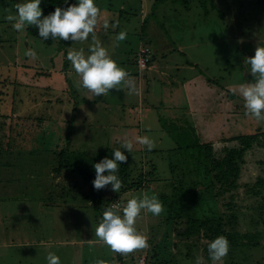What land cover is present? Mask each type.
<instances>
[{"label":"rangeland","instance_id":"374dc122","mask_svg":"<svg viewBox=\"0 0 264 264\" xmlns=\"http://www.w3.org/2000/svg\"><path fill=\"white\" fill-rule=\"evenodd\" d=\"M73 1L78 5V0ZM24 2L0 0V90L4 91L0 99V137L7 151L0 156V264H47L49 252L60 258V264H94L97 259L116 264L119 257L123 264H130L131 258L136 261L145 256L149 260L153 250L157 255L151 261L158 264H196L198 257L201 264V250L194 248L188 256L189 248L178 237L175 224L160 222L166 211L150 224L145 211L137 219L135 227L147 237L148 247L128 255L113 253L94 235L102 217L95 221L92 216L97 212L92 201L81 199L80 191L84 193L88 188L83 186L81 175L64 171L54 181L51 173L57 160L53 159V152L67 147L76 169L90 170L98 153L116 149L127 153L120 145L125 134L129 138L147 136L154 142L152 149L168 154L179 144L178 131L190 140L193 133L188 132L194 128L201 141L213 143L218 156L225 147L236 146L227 140L230 137L264 131V121L245 114L239 92V85L255 82L245 58L253 57L257 46H264V0H214L218 10L211 3L204 10L198 0L188 8L166 3L158 6L145 26L139 7L145 8L149 2L150 9L154 0H95L100 10L106 6L113 10L100 17L96 37L118 66L127 71L122 64L135 65L134 52L141 36L145 33L147 37L150 31L160 35L163 46H168L167 40L172 39L173 46L180 50L173 56V63L184 65L178 77H173V87H168L163 79L162 86L161 82L157 87L151 82L154 87H146V82L139 90L134 67L129 77L135 92L128 94L130 89L127 92L122 86L123 90L112 89L108 95L98 97L80 86V77L74 71H66L67 77L59 73L58 68L67 60L63 44L48 46L30 36L26 29L16 31L12 27L14 22L5 19L16 14V4ZM47 2L41 0V10ZM129 5L133 7L128 8ZM105 22L109 25L107 30L103 27ZM121 31L127 33L126 39L110 42ZM71 42L72 49H83L86 56L90 55L85 49L91 46V35L86 42ZM29 49L36 52L35 60L25 55ZM210 78L217 84L210 82ZM11 81L17 82L16 92V83L11 85ZM230 92L236 97L229 96ZM12 94H17V98L12 100ZM60 98L64 99L62 103L58 102ZM48 99L53 105H48ZM42 117L44 122L39 126L38 119ZM177 127L186 133L182 129L173 133ZM148 152L147 146L134 144L132 153L127 154L129 163L148 168L147 162L152 159V164L162 168L157 167L158 178L172 179L168 155ZM81 153L91 157L78 158ZM246 161L240 187L234 191L233 208L224 204L230 201L229 193L218 201L209 200L201 212L209 213V208L223 214L234 212L239 217V231H264V199L248 191L259 177H264V146L250 150ZM67 175L77 180L65 178ZM148 189L149 196L156 195L158 199L164 190L157 184ZM133 193L132 198L144 194L141 189ZM126 199L131 197L126 195ZM245 256V264H264V240ZM225 263V258L218 262Z\"/></svg>","mask_w":264,"mask_h":264},{"label":"trees","instance_id":"16d2710c","mask_svg":"<svg viewBox=\"0 0 264 264\" xmlns=\"http://www.w3.org/2000/svg\"><path fill=\"white\" fill-rule=\"evenodd\" d=\"M192 1L194 0H154L152 7L155 8H152V14H154L159 5L170 3L172 6L175 4L176 6L181 5L188 8ZM198 1L204 10L208 3H211L212 7L215 8V10H218L214 0ZM71 5H75L73 0H48L46 6L42 9L43 16L46 17L49 14L54 13L57 7L66 9ZM209 11L210 9L206 10V12ZM150 15L151 14H149L147 18L145 17L144 26L147 24L146 20ZM26 30L30 36L41 40L48 46L55 43L63 44V48L65 49V52L63 53L64 56H67L68 48L71 46L70 40H53L51 37L44 40L39 36V29L36 26H27ZM144 36L145 33L141 36L142 40L145 39ZM145 45H148V43H145L142 46ZM152 52L154 54L153 49ZM139 53L140 51L135 58L138 59ZM68 64L69 60L67 59L66 62L64 61L63 66L65 71L67 70L66 66H68ZM209 81L213 84H217V82L211 78ZM2 92L4 91L1 89L0 99L3 98L1 95ZM229 94L232 98L236 97L235 93L230 92ZM4 95L6 96V94ZM63 101L64 99L61 100V98L58 100L59 103H62ZM47 103H50V106L53 105L52 101H47ZM74 108H76V106ZM3 115H7V113H3ZM43 119V117L38 119L39 126L40 124L42 125L41 122ZM164 123L167 122L163 121V124ZM181 129L183 130V128L177 127L176 130H173V133ZM170 131L171 130H168V132ZM182 132L184 134L186 133L185 130ZM178 133L179 136L177 137V141L179 144L169 150L168 154H160L163 152L158 153L159 151H156L155 149L149 150L151 155H168L167 159L169 160L168 164L170 166V172L173 175L172 179H159L158 168H162L156 163L152 164V159L149 161L147 160L148 168H145L144 166L138 168L135 164L131 165L129 159H127L126 163L118 162L119 172L117 175L122 181V187L119 192L113 191L111 185L97 191L93 186V181L96 178L94 165L101 162L104 158L114 159V151L107 150L98 153L92 162L93 167L91 166L90 170H77L75 165L70 162L71 156L69 157L67 147L63 149L56 148L53 152V159L57 160V163L54 165V172H52L54 175L52 173L51 175L53 176L54 181L62 177L64 171L78 172L81 175L83 186L88 187L86 192L82 193L80 191L81 199L88 201L87 198H90L92 201L91 205L95 207V212H97L95 213V216L93 215L95 221H97L99 217L103 218V212L113 204H116V202L121 201L119 204H123L125 201L122 197L123 195H126L127 192L140 190L145 187L150 188V185L157 184V186L164 189L159 194V199L164 208L162 212L166 211L167 213L164 218L160 219V222L164 224H175V229L179 230L178 237L181 241H184V245L189 248H187L188 256L193 254V251H195L194 248H199L203 260L201 264H212L208 252V244L222 235L229 241V252L227 256L224 257L226 261L225 264H245L243 262L246 258L245 253L262 245L264 231L257 229L255 231H239L237 229L239 219L237 213L231 212L230 214H223L218 211V209L210 208L209 213H205L201 212V209L209 200L218 201L229 193H232L230 201L224 204L229 209L233 208L232 202L234 191L238 190L240 187L239 179L241 177L243 166L247 163L246 156L255 146H264V131L230 137L227 140L235 142L236 146L231 148L225 147L223 153L218 156L216 155L213 143L201 141L194 128L188 132L193 133L190 140L185 136H181L180 131H178ZM70 134L71 132L69 135ZM8 146H10V144H8ZM6 152L7 151H5L4 146L2 145V137H0V156H3ZM128 153L129 152L127 151L124 155L127 156ZM86 156L91 157V155L81 153L78 158H86ZM261 163L264 164V162ZM135 172H137V175H135ZM107 174L108 173L106 172L105 175ZM65 178L77 180V178L72 175H67ZM162 182L164 185L161 184ZM201 185L204 187H201ZM200 188H204V190H200ZM248 189V191L252 192L254 196H260L264 199V177H259L255 184L252 187H248ZM119 214H121V212ZM182 224L183 229L179 227ZM174 245L176 246L177 244L174 243ZM140 254H142V252L138 255ZM156 255L157 253L153 250L150 259L148 260L146 258V264H158L157 262L151 261ZM173 255H175V253H173ZM132 260L135 263V258ZM156 261L158 260L156 259Z\"/></svg>","mask_w":264,"mask_h":264},{"label":"clouds","instance_id":"9594fccd","mask_svg":"<svg viewBox=\"0 0 264 264\" xmlns=\"http://www.w3.org/2000/svg\"><path fill=\"white\" fill-rule=\"evenodd\" d=\"M41 0H26L15 5L16 14H9L5 19L12 23L13 29L23 31L25 26H36L39 36L44 40L51 37L53 40L74 41L83 43L92 37L89 48L90 55L85 56L84 50L69 48L67 59L80 77V86L88 92L98 96H106L112 89H130L128 94L136 91L132 78L128 72L117 65L109 56L106 48L101 46L96 37V30L100 23L101 10L96 6L95 0H78V5H71L66 9L57 7L54 13L44 17L40 8ZM116 25H113L115 27ZM105 30L108 23L103 24ZM127 33L119 32L118 41H124ZM26 56L35 60L36 52L29 49ZM245 64L250 66V73L255 78L254 83L239 85L240 95L244 99L246 115L257 121H264V46H257L255 55L245 58ZM134 144L147 146L148 150L154 147V142L147 136L129 138L125 134L120 141L121 148L132 153ZM128 157L120 149L114 150V159L104 158L94 165L96 178L93 181L95 190L99 191L111 185L112 190L119 192L122 181L117 175L118 162H127ZM108 173L105 175V173ZM121 206L113 204L103 212L102 221L95 228L94 235L99 242L108 246L113 253L128 255L137 250L148 247L147 237L135 227L141 212L145 211L159 216L163 211V205L155 196L147 193L142 198L129 199L122 207V215L119 214ZM208 252L212 264H218L229 252V241L224 236L217 237L208 244ZM47 264H60V258L53 252L46 257ZM94 264H108L103 259H97ZM200 264V258L196 260Z\"/></svg>","mask_w":264,"mask_h":264},{"label":"crops","instance_id":"0c3cea01","mask_svg":"<svg viewBox=\"0 0 264 264\" xmlns=\"http://www.w3.org/2000/svg\"><path fill=\"white\" fill-rule=\"evenodd\" d=\"M142 2H144V0H141ZM123 7H126L125 5H122ZM130 7H133L132 5H129L128 6V8H130ZM149 7V2L146 4L145 3V8L143 7V8H140L139 7V9H140V12H141V17L142 18H147V16L149 15V14H152L153 12H152V8L153 7H151L150 9L148 8ZM116 10V9H115ZM151 10V11H150ZM113 12V10H112V8L111 7H109V6H106V7H104V8H102L101 9V15H100V17L102 16V15H105V16H107V13H112ZM145 18V19H146ZM26 27H27V25H26ZM26 27H25V29H26ZM99 27V26H98ZM100 28V27H99ZM125 28V27H124ZM102 29V28H101ZM103 30V29H102ZM137 30H138V28H137ZM151 32V34H148V36L146 37V36H144L145 37V41L144 40H142L141 39V42L138 44L139 46H138V48H137V51L136 52H134V55L136 56L137 55V53L140 51V49H141V47H142V45H144L145 43H148V45L149 46H151V48L154 50V54H153V59H152V61H151V63H150V65L148 66V68H146V69H141L139 66H138V63H137V58H135V56H134V63H135V65H132V63H130V62H128V64H122V65H124L125 67H126V69H127V72H128V74L129 75H131V68H134V67H136L137 68V73H135V74H133L136 78H137V83L139 84V90H143L142 88H140V87H145V83L147 82V85H146V87H154V86H152V83L151 82H153V84H155L156 85V87H157V85L161 82V86L163 85V82H162V80L163 79H165V81H166V83L168 84V87H173V77H178V74L181 72V70L184 68V65L182 66L181 64V62H175V63H173V56L175 57V56H177L178 55V51H180V50H178V48H175L174 46H173V41H172V39H170V41L169 40H167L168 42H170L169 44H168V46H163V44H162V39L160 38V35H157V34H155V32L154 31H150ZM143 33V32H142ZM152 37H151V36ZM116 37H111V39H110V42H112V41H115L114 39H115ZM142 38V37H141ZM153 38V39H152ZM155 38V39H154ZM159 39H161V40H159ZM157 40H159V42L158 43H156L155 44V42L157 41ZM195 42H197V43H200V41L199 40H195ZM155 44V46H153ZM117 46V45H116ZM69 48H73V43L71 42V46L69 47ZM69 48H68V50H69ZM115 50H112V52H114ZM116 51L118 52V53H120V51H119V49H118V47H116ZM85 52L86 53H90L89 52V48L88 47H86V49H85ZM86 56V55H85ZM194 65H196V64H193V66ZM54 69L55 68H53V71H54ZM52 71V72H53ZM58 71H59V73L60 74H62V72L66 75V77H67V75H68V73L66 72V71H68V72H70V71H74V69L72 68V66H71V62L69 61V64H68V66H67V70L65 71L64 69H63V64H62V67L60 68H58ZM75 72V71H74ZM76 73V72H75ZM73 79L75 78V75H74V77H72ZM71 78V79H72ZM1 81V80H0ZM15 83H16V85H15ZM13 82V81H11V85L12 84H14L15 85V87L13 88V90L16 92L17 91V82ZM165 85V84H164ZM164 87H166V86H164ZM126 90H127V92L129 91V89L128 88H126ZM141 93V92H140ZM173 94V92L171 93V95ZM16 95L17 94H15V96H14V94H12V100H14V98H17L16 97ZM129 97V96H128ZM140 101H142V103L144 104V102H143V100H142V97L140 96ZM50 99H48L47 101H49ZM61 100H63V98H61ZM45 101V100H44ZM46 101V102H47ZM129 102L130 101H128V104H129ZM152 104V103H151ZM48 105L50 106V103H48ZM141 105V104H140ZM66 182H68V181H66ZM145 189H148V188H144V189H141V191L143 192V193H147L148 195H149V192L151 191V190H145ZM126 195H128L129 197H131V199H132V197L134 196V193H133V191H129V192H127L126 193ZM126 195H124V199H123V197H122V199L126 202L127 201V199H126ZM130 195H132V196H130ZM156 196V195H155ZM157 197V196H156ZM134 198H142V195H141V197H134ZM119 202H121V201H119ZM119 202H116V205H119V206H123L124 204H125V202L123 203V204H119ZM164 209V208H163ZM163 213V212H162ZM144 216L146 217L145 219H146V221H147V223H151L152 221H153V219L156 217V216H154L153 214H151V213H148V212H145V214H144ZM93 217V216H92ZM158 217V216H157ZM143 219V218H142ZM172 253H170V255H171ZM118 257H119V255H118ZM131 259H133V258H131ZM118 261V260H117ZM116 264H123V262H121L120 261V257H119V261H118V263H116ZM130 264H138V259H136V261H135V263H133V262H131Z\"/></svg>","mask_w":264,"mask_h":264},{"label":"built area","instance_id":"2783aa9c","mask_svg":"<svg viewBox=\"0 0 264 264\" xmlns=\"http://www.w3.org/2000/svg\"><path fill=\"white\" fill-rule=\"evenodd\" d=\"M153 56V52L150 46L145 45L142 46L140 49L139 57L137 59L138 66L141 69H146L150 65L149 62L151 61ZM138 264H146V257H140L138 260Z\"/></svg>","mask_w":264,"mask_h":264}]
</instances>
